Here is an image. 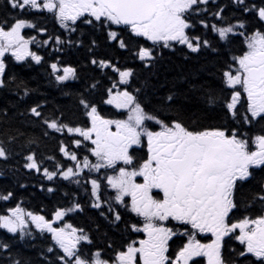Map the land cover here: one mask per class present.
I'll return each instance as SVG.
<instances>
[{
  "label": "snow or ice",
  "instance_id": "6c2138e0",
  "mask_svg": "<svg viewBox=\"0 0 264 264\" xmlns=\"http://www.w3.org/2000/svg\"><path fill=\"white\" fill-rule=\"evenodd\" d=\"M4 8L0 89L15 88L23 106L0 109V177L18 171L14 161L50 182L41 192L74 187L50 214L0 191V264H264V0H4ZM77 52L82 61L66 59ZM177 54L197 66L165 77L162 92ZM10 59L46 65L65 102L39 93L28 103L38 89L9 78ZM50 141L59 155L42 150ZM89 212L95 230L71 222ZM101 221L126 236L120 245L108 232L96 242Z\"/></svg>",
  "mask_w": 264,
  "mask_h": 264
},
{
  "label": "trees",
  "instance_id": "16d2710c",
  "mask_svg": "<svg viewBox=\"0 0 264 264\" xmlns=\"http://www.w3.org/2000/svg\"><path fill=\"white\" fill-rule=\"evenodd\" d=\"M4 11H5L4 0H0V14H2ZM251 23H255V21H251ZM234 47L239 48L240 47L239 42ZM83 55H84L83 52H77L74 53L72 56L68 57L67 60H70L72 62L82 61ZM196 66H197L196 60H193L191 62H185L180 54L171 57V63L169 65L170 70L164 72L160 77V85H162V89H161L162 92L166 91L167 87L171 86L170 83L168 84L164 83L165 77H167V80L171 82L181 72L191 71ZM45 69H46V65L29 67L28 64H23V65L10 64L8 67V73H9V78L12 75H15L18 79L23 80L28 85L29 88L38 89L37 94H34L30 98L28 97L25 98V100L28 103H31L33 100L37 99L39 97V93H43L44 96H47L48 100L51 103H64L65 98L62 97L61 94L57 91L55 85H51L48 83ZM84 75H91V73L86 72L84 73ZM96 98L97 100H99V97ZM14 105L19 107L23 106L19 102L18 97L15 95V88L0 89V109L14 110L13 107ZM100 107L102 110L107 109L106 105L101 104ZM110 112L112 115H114V112L112 111ZM258 130H259V126L257 127L256 131ZM42 150L46 151L48 154L55 153L59 155L55 141L48 142L46 148ZM9 163L10 165H14L15 168L18 169V171H15L13 173L11 171L6 170L5 175L3 177H0V191H4L6 189H11L15 191L17 193V200H22L23 206L28 210L38 211V212L43 210L42 214H50L58 205H61L65 202L63 198V192L68 190V188L74 187V185H69L67 188L62 187L60 188L59 191H57L54 194L41 192L39 190V184L44 183L45 185H48L50 182L46 181L37 174L28 173L18 164H15L14 161ZM48 166L51 167L50 164ZM3 167L4 166L0 164V168ZM18 181L20 183L28 184L29 188L27 190L19 188L17 183ZM31 185H37V187L33 188L31 187ZM80 194L83 195V192H81ZM13 203H15V201H13ZM4 207L5 205L2 202H0V211H3ZM73 217L77 218L75 220V225L91 228L95 230V226H96L95 217L91 212L80 215L74 214ZM74 218L72 219L71 217L73 221ZM101 225L102 226L99 233H96L94 231L96 242L98 244L103 245L105 243V237L103 235L104 232H108L107 238L112 240L117 246L120 245L123 242V239L126 238V236H122V234L116 233L114 231H110L109 229L104 227L102 221H101ZM3 235H4V231L0 230V236ZM235 244L236 242L233 241L232 246H235ZM23 251L25 255H27L28 257L32 258L33 260L36 259V252L34 249L29 247H23Z\"/></svg>",
  "mask_w": 264,
  "mask_h": 264
},
{
  "label": "flooded vegetation",
  "instance_id": "af4514ba",
  "mask_svg": "<svg viewBox=\"0 0 264 264\" xmlns=\"http://www.w3.org/2000/svg\"><path fill=\"white\" fill-rule=\"evenodd\" d=\"M203 242H207V241H203ZM173 247H175V246H173ZM170 251H171V249H170ZM198 259L201 260V264H207L206 258H198Z\"/></svg>",
  "mask_w": 264,
  "mask_h": 264
},
{
  "label": "bare ground",
  "instance_id": "6f19581e",
  "mask_svg": "<svg viewBox=\"0 0 264 264\" xmlns=\"http://www.w3.org/2000/svg\"><path fill=\"white\" fill-rule=\"evenodd\" d=\"M47 85V84H46Z\"/></svg>",
  "mask_w": 264,
  "mask_h": 264
}]
</instances>
